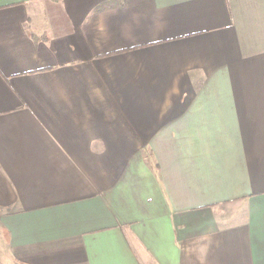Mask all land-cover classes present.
Here are the masks:
<instances>
[{
    "label": "crops",
    "instance_id": "0c3cea01",
    "mask_svg": "<svg viewBox=\"0 0 264 264\" xmlns=\"http://www.w3.org/2000/svg\"><path fill=\"white\" fill-rule=\"evenodd\" d=\"M9 264H264V0H0Z\"/></svg>",
    "mask_w": 264,
    "mask_h": 264
},
{
    "label": "rangeland",
    "instance_id": "374dc122",
    "mask_svg": "<svg viewBox=\"0 0 264 264\" xmlns=\"http://www.w3.org/2000/svg\"><path fill=\"white\" fill-rule=\"evenodd\" d=\"M3 237L4 236L0 229V264H9L8 259L5 256V253H6L4 251L5 250V246H4L5 239Z\"/></svg>",
    "mask_w": 264,
    "mask_h": 264
}]
</instances>
